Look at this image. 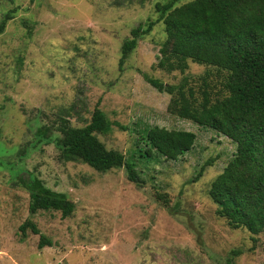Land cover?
Segmentation results:
<instances>
[{
    "label": "rangeland",
    "instance_id": "rangeland-1",
    "mask_svg": "<svg viewBox=\"0 0 264 264\" xmlns=\"http://www.w3.org/2000/svg\"><path fill=\"white\" fill-rule=\"evenodd\" d=\"M164 1L0 0V20L12 16L0 33V264H264V231L230 228L208 196L235 143L169 113L170 95L142 78L176 84L186 76L190 84L214 68L189 60L183 73L155 67L160 22L118 64L130 29L153 20V4ZM95 107L110 122L96 137L134 164L140 185L123 166L96 171L36 141L37 127L55 135L60 119L83 126ZM154 125L193 132L192 146L173 160L146 154L145 131ZM27 172L63 192L72 213L30 215L27 192L15 184ZM26 218L38 233L20 238ZM40 234L50 245L37 246Z\"/></svg>",
    "mask_w": 264,
    "mask_h": 264
},
{
    "label": "trees",
    "instance_id": "trees-1",
    "mask_svg": "<svg viewBox=\"0 0 264 264\" xmlns=\"http://www.w3.org/2000/svg\"><path fill=\"white\" fill-rule=\"evenodd\" d=\"M153 11V20L131 28L129 38L122 41L118 64L137 40L160 22L163 39L155 67L183 73L189 60L214 68L212 76L205 72L190 84L186 76L176 84L146 74L142 78L170 95L166 106L169 113L208 127L235 143V151L210 181L208 196L216 206L214 213L230 228H243L256 235L264 231V0H166L155 2ZM11 17L9 12L2 16L0 33ZM109 126L104 113L95 107L83 126L60 119L55 126L57 134L49 135L46 126H39L35 136L37 142L52 143L64 161H80L96 171L123 166L127 180L140 185L142 178L134 164L96 137L95 133H105ZM194 139L191 131L154 125L145 131L144 152L153 150L173 160L187 151ZM15 184L27 192L30 215L53 210L67 217L73 211V202L63 192L45 186L30 172L17 176ZM155 198L168 208L166 194L157 193ZM27 229L38 233L26 218L17 227L20 238ZM42 245L50 244L40 234L37 246ZM238 253L231 250L230 256Z\"/></svg>",
    "mask_w": 264,
    "mask_h": 264
}]
</instances>
